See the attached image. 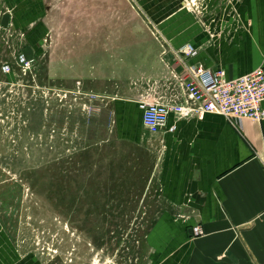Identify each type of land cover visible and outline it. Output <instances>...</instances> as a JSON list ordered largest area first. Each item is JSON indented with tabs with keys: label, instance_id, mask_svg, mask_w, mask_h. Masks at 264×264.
Returning <instances> with one entry per match:
<instances>
[{
	"label": "crops",
	"instance_id": "obj_1",
	"mask_svg": "<svg viewBox=\"0 0 264 264\" xmlns=\"http://www.w3.org/2000/svg\"><path fill=\"white\" fill-rule=\"evenodd\" d=\"M5 1L15 12L14 28L26 29L28 43L42 50L50 30L45 0ZM129 1L143 19L132 22L134 30L125 37L116 30L119 25L85 21V35L70 40L75 45L70 61L90 67L83 71V89L98 94L112 90L111 96L97 100L95 109L97 118L102 112L112 116L111 121L105 117L111 131L95 137L102 143V155L110 152L112 158V167L106 168L112 179L98 183V194L117 200L124 184H143L138 195L133 186L132 195L143 200L144 214L156 217L144 235L147 264H264V121L245 119L235 126L221 114H170L167 127L151 133L143 125L141 107L153 88L147 80L155 79L151 83L160 92L152 99L171 102L181 97L171 72L184 70L176 58L184 45L197 51L186 59L188 64L224 69L229 78L264 68V0H211L214 9L209 6L200 15L187 9L185 0ZM104 27L114 32L108 36L111 42H106ZM2 47L6 49L0 37V52ZM117 59L127 67L119 71V89L109 83L120 68L113 63ZM162 74L166 80L154 78ZM132 77L141 79V86ZM133 80L135 85L130 84ZM120 144L128 147L126 164L116 149ZM103 164L102 159V171ZM196 227L202 235L195 233ZM0 264L41 260L33 252H22L0 223Z\"/></svg>",
	"mask_w": 264,
	"mask_h": 264
},
{
	"label": "rangeland",
	"instance_id": "obj_2",
	"mask_svg": "<svg viewBox=\"0 0 264 264\" xmlns=\"http://www.w3.org/2000/svg\"><path fill=\"white\" fill-rule=\"evenodd\" d=\"M210 1L185 0V6L200 15L209 6L214 9ZM45 3L50 30L41 50L28 43L26 29L14 28V9L0 0V37L6 46L0 52L1 227L22 252L35 253L41 264H147L144 235L156 217L144 214L143 200L132 195L133 186L138 195L143 184H124L117 200L101 198L96 188L102 179H112L111 172H106L107 166L112 167L110 152L102 155V143L95 139L111 131L112 116L102 112L97 118L95 109L97 100L111 96L112 90L100 95L84 90L83 71L90 67L81 68L69 59L75 48L71 37L85 35L81 23L119 25L116 30L125 37L134 30L132 22L143 18L129 0ZM103 31L106 42H111L112 28ZM26 60L33 61L27 74L21 70ZM113 63L120 68L109 83L119 89L123 83L119 71L127 68L123 67L126 61ZM5 64L12 65L11 73L1 71ZM94 67L90 71L93 83ZM165 76L154 78L161 81ZM137 79L136 86H141ZM134 80L130 84L135 85ZM151 81L146 84L153 87L150 98H154L160 92ZM116 149L126 164L128 147L120 144Z\"/></svg>",
	"mask_w": 264,
	"mask_h": 264
},
{
	"label": "built area",
	"instance_id": "obj_3",
	"mask_svg": "<svg viewBox=\"0 0 264 264\" xmlns=\"http://www.w3.org/2000/svg\"><path fill=\"white\" fill-rule=\"evenodd\" d=\"M196 53L190 44L176 51L177 62L183 65L184 70L180 73L172 69L171 77L180 87L182 95L171 102L144 98L141 102L144 127L151 133H158L167 127L170 114L179 118L221 114L235 126L245 119L264 121V68L260 66L241 77L229 78L224 69L213 70L200 64H188L186 59ZM22 64L21 70L25 74L32 70V60ZM2 71L11 73L12 65H3ZM195 233L202 235L203 231L196 227Z\"/></svg>",
	"mask_w": 264,
	"mask_h": 264
},
{
	"label": "flooded vegetation",
	"instance_id": "obj_4",
	"mask_svg": "<svg viewBox=\"0 0 264 264\" xmlns=\"http://www.w3.org/2000/svg\"><path fill=\"white\" fill-rule=\"evenodd\" d=\"M1 71H2V70H1ZM2 72H3V71H2ZM3 75H5V77H7L6 74H3ZM6 79H7V78H6Z\"/></svg>",
	"mask_w": 264,
	"mask_h": 264
},
{
	"label": "bare ground",
	"instance_id": "obj_5",
	"mask_svg": "<svg viewBox=\"0 0 264 264\" xmlns=\"http://www.w3.org/2000/svg\"><path fill=\"white\" fill-rule=\"evenodd\" d=\"M39 30V29H38ZM4 260V259H3Z\"/></svg>",
	"mask_w": 264,
	"mask_h": 264
}]
</instances>
